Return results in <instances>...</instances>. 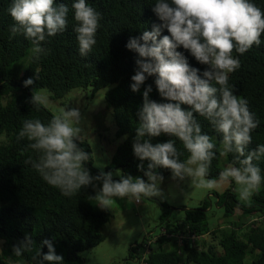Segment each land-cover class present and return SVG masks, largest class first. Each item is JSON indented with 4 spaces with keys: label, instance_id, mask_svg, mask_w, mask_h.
<instances>
[{
    "label": "trees",
    "instance_id": "16d2710c",
    "mask_svg": "<svg viewBox=\"0 0 264 264\" xmlns=\"http://www.w3.org/2000/svg\"><path fill=\"white\" fill-rule=\"evenodd\" d=\"M89 88H109L126 136L107 167L117 183L167 207L149 196L151 176L198 155L219 181L224 154L255 189L250 203L233 181L219 195L237 217L226 227H210L207 202L176 223L166 212L147 264H264V0H0V264H86L81 253L105 241L111 212L76 166L92 168L90 146L33 94ZM59 133L77 148L58 149Z\"/></svg>",
    "mask_w": 264,
    "mask_h": 264
},
{
    "label": "rangeland",
    "instance_id": "374dc122",
    "mask_svg": "<svg viewBox=\"0 0 264 264\" xmlns=\"http://www.w3.org/2000/svg\"><path fill=\"white\" fill-rule=\"evenodd\" d=\"M33 53L34 47L13 69L17 74H22ZM108 90L106 88L94 92L91 88L75 89L60 99H55L48 89H36L33 92L45 107L64 122L75 137L88 142L92 168H81L78 163L76 166L85 176L92 177L98 198L112 215L111 221L103 228L105 241L96 248L81 253L86 264H123L129 257L131 247L139 244L143 245L140 247L142 253L147 240L162 234V218L166 212L170 222L176 223L185 219L186 210L202 209L207 202L205 212L211 228H217L218 225L226 227L231 221H236L237 217H227L225 207L218 205L219 195L233 181L238 200L250 203L255 189L242 178L241 172L227 162L224 154L219 160V167L225 175L219 181L211 182L204 177L198 155L191 156L184 166L177 167L165 177L151 176L152 182L147 189L149 196L163 201L167 207L138 195L134 186L116 182L121 177V172L108 173L107 167L126 136L120 137L117 134L115 118L106 101ZM6 142V137H0V145ZM53 143L61 151L77 148L64 133L54 137ZM93 168L105 179L96 177ZM254 258L256 255H249L245 263L252 264Z\"/></svg>",
    "mask_w": 264,
    "mask_h": 264
},
{
    "label": "built area",
    "instance_id": "2783aa9c",
    "mask_svg": "<svg viewBox=\"0 0 264 264\" xmlns=\"http://www.w3.org/2000/svg\"><path fill=\"white\" fill-rule=\"evenodd\" d=\"M164 234H166V230L162 229V234L161 235H164ZM203 237H205V236H203ZM158 238L159 237H156L155 239L151 238L149 241L147 240L143 252L140 253V250H139V253L141 255H140V258H137V260H136L137 264H147L146 260L148 258V254L151 251V246L153 245V243ZM176 238L178 239V243L182 244L184 240L195 242V241H197L199 239V236H197L195 234H192V235H180V236H176Z\"/></svg>",
    "mask_w": 264,
    "mask_h": 264
}]
</instances>
